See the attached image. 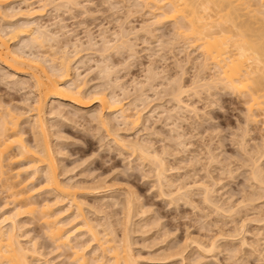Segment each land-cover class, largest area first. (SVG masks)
<instances>
[{"label": "rangeland", "instance_id": "374dc122", "mask_svg": "<svg viewBox=\"0 0 264 264\" xmlns=\"http://www.w3.org/2000/svg\"><path fill=\"white\" fill-rule=\"evenodd\" d=\"M65 1L27 0L28 4L16 1L12 7L16 10L26 9L31 4V7L39 9L45 5L46 10L44 12L42 10L44 15L36 18L37 23L57 32L60 46L70 43L68 46L72 58L79 50V59L73 63V66L79 70L77 72L74 70L73 76H77V73L81 72L82 81L84 79L88 81V87L91 91L104 89L106 93H109V96L115 93L123 99L125 107L130 108L128 112L133 110L132 114H135L139 108L138 112H141L142 115L139 124L135 125L131 121H124L117 112L115 113L117 119L113 120L114 123L112 122L111 128V126L103 127L94 119L93 114L95 113L96 116L97 112L101 110L99 103H95L89 108L90 111L86 112L87 114L85 111H76L74 106L70 107L66 102H62L65 107L59 106L61 104H58L59 101H55L56 104L53 102L54 105L52 104L56 109L50 107L55 111H61L57 110L59 107L63 112L62 115L49 116L50 124L54 126H51L53 129L50 128L52 130H50L52 132H50V137L52 143L55 144L54 151L59 166L58 172L63 181L75 185L79 183L80 187L79 189L76 188V194L83 200H81L83 211L87 215L88 221L96 222L94 224L98 226L102 235L110 227L111 231L116 229L117 232L114 231L113 233L116 238L125 235L123 233L126 232L123 231L126 228L128 230L126 234L130 233L129 240L131 243L129 244H131L132 253L139 262L137 264H264V179L263 181L260 180L263 182L261 184L259 177L256 180L254 174L257 163L262 166V168L260 166L262 173L260 175L264 178V108H262V112L255 106L252 116L257 115L256 119L255 121L251 119L249 122L247 116L251 113L248 108L252 101L247 102L249 101V97L245 93L247 88L241 87L238 90H231L224 89L222 85L218 84V86L213 87L200 86L196 89V91L198 90L197 93L199 92L197 94L193 88L194 82L202 75L207 79L210 78L216 69L211 64L212 66L210 65L206 71L199 73L200 51L191 43L193 42V40L191 41L192 38H189L188 35L185 37V34L182 37V29L181 32L178 30V22L174 19L163 18V20L161 19L163 24L159 19L160 24L151 26L150 24L154 23L153 19L155 18L150 8L148 9L147 6L145 8L137 7L133 4L134 0ZM129 7L131 8L129 9ZM1 9V12L8 15L12 12L10 10L5 12L3 7ZM131 9L132 11H130ZM128 14H130L129 17H127ZM6 18L9 19L8 16ZM6 18L2 20L0 17V27L9 26ZM146 23H149L150 27L149 25L145 26ZM141 27L143 29L149 27V30L148 28L141 30ZM123 30L132 32L130 34L131 41L134 40L135 43L134 41L132 43L137 46L134 45L136 48L135 56H131L132 52L129 48L117 49V46L116 49L111 48L113 51L109 49V52H104L103 55L102 51H105L101 50L104 45L103 37L105 36L111 43L115 44L117 42L116 36L121 35ZM76 41L80 44L78 50L72 45ZM92 41L96 43L94 46L91 45ZM166 42L168 43L165 44ZM36 51L37 53L39 51V53L54 55L49 44L44 49ZM105 62L112 68L108 75L101 70L102 66L107 65ZM46 65L48 66V63ZM1 68L3 71L0 69V98L4 99L5 102L9 101L7 103L11 104L10 107L13 110L15 107L16 112L25 111V115L23 114L21 117V122H23L21 127L30 130L32 123L30 122V114L32 112L26 114V110H29L28 105L33 101L34 86L31 82L26 83L23 90L24 85L14 84L13 78L7 76L9 75L8 70L3 66ZM153 70L157 74L156 76L152 73ZM149 71L152 72L149 73ZM150 75L151 78L153 76V79L150 78ZM180 77L183 84L181 81V83L179 82ZM118 82L123 87L117 85ZM172 82L174 87L171 85ZM180 84L189 89L183 95L185 102L195 107L194 110L187 108L190 112L186 107L185 109L182 108L184 111H180L183 113L179 112L181 117L176 112L171 111L170 115L168 113L177 105L171 95L175 91L173 88L177 89ZM171 91L173 92L171 93ZM90 97L92 98V95ZM89 98L87 100L91 101ZM141 98L146 101L143 102L144 99ZM259 99L263 101L264 97ZM27 100L30 103L26 102ZM22 102L24 103L22 104ZM64 109L66 112L63 111ZM105 115L109 116L110 114L105 112ZM63 116L65 117L63 118ZM115 132L116 134L120 132L119 135H123L122 137L128 142L142 143L144 141L143 143H145L149 141L152 145L151 149L154 147V150L165 158L167 167H169L167 175L169 180L173 182V186L171 184L168 187L166 183L163 184L165 186L158 183L154 162L149 159L145 160L146 158L143 160L140 154L139 157L133 150H127L129 148L126 149V146L121 145L122 143L119 144L115 141L117 138ZM26 134L24 137L27 139L29 137L28 140L32 141L31 134L29 132ZM178 135L181 136H179L180 140ZM14 162H8L9 165L7 161L5 163L9 166L8 169L10 170L11 167L15 173L18 168L22 169L25 165H29V161ZM26 166L23 168L24 170H26ZM25 172H22L18 180L28 177L30 179L29 175L31 174H28L30 171ZM40 176L39 180L33 181L34 184H29V188L40 187L41 182L44 181V176ZM199 181L203 184L200 185ZM1 184L3 183L0 181V206H3L4 203L6 205L8 200L6 206H11L8 204L12 200L10 192L4 191ZM191 184L193 187L190 186L191 188L188 189ZM94 185L96 187L103 185L102 188L100 187L102 191L99 190L101 193L98 191L99 188L94 191ZM160 186H162L161 189L164 187L163 192H161ZM205 186L210 187V189L208 188L210 191L213 189L211 192L212 199L217 204L205 203L206 200L203 198ZM175 191L180 192V194H176ZM129 192H132L131 195L135 194L132 196L129 194V197L127 196ZM167 193L170 194L167 195ZM33 196L34 199H32L37 200L36 202L40 205V202L45 203L49 199L52 204L50 212L59 210L61 207L64 210L70 205L68 200L58 202L56 205L57 203H54L56 202V194L47 193L40 189H37ZM128 197L133 205L131 204L132 207L129 211L131 219L129 221L128 218L125 221L129 209L127 206ZM216 206H219L220 209H217ZM72 207L75 208V206ZM74 208L63 211L61 215L59 214L58 220L64 222L70 220L71 222V216L73 219L76 213ZM229 210L231 212H228ZM36 214L35 216L26 214L23 217V229L25 230L22 229L21 231L23 243L28 241L27 245L30 244V246L32 243L33 245L36 243L40 249V255L37 254L32 258V260L35 259L32 264H45L47 260L52 261L50 262L52 264H77L78 262L72 261L75 257L72 249L65 247L61 248L60 251L59 249L56 250V245L52 243L48 234H45L46 228H44L45 225L43 227L44 223L41 221L42 215L40 217V214H37L38 216ZM70 214L71 216H69ZM63 221L62 223L66 224L64 227L66 231L71 227L74 229L76 224L80 228L81 233L78 229L79 232L75 231L76 233H74L77 236L73 237L75 238L73 244L76 241L75 245L78 242V245H81L82 242L83 246L86 243L88 247L89 243L94 241L86 229H83L84 225L82 226V224L84 223L80 218L73 219V222L68 224ZM122 223L129 227L124 226L123 228ZM82 230L87 233H83ZM78 237L79 239H77ZM243 238H246V241ZM212 241L216 242L217 247L213 251H207ZM243 242L245 243L243 244ZM91 243L85 251V254H88L86 256L87 263L85 260L86 264H92L90 263L91 258L102 254L101 249L97 248V241ZM200 245H203L205 249H202ZM235 249L236 252L233 253ZM97 250L99 252H96ZM176 253L177 255H175ZM173 254L174 256H172ZM106 256L108 259L109 253Z\"/></svg>", "mask_w": 264, "mask_h": 264}, {"label": "bare ground", "instance_id": "6f19581e", "mask_svg": "<svg viewBox=\"0 0 264 264\" xmlns=\"http://www.w3.org/2000/svg\"><path fill=\"white\" fill-rule=\"evenodd\" d=\"M16 1H21V2L28 4L27 0H0L1 19L5 20L6 16L9 17V19L6 18L7 19L6 22L8 23L9 26L8 27L6 26V28L2 26L0 27V69L3 71L1 66L6 68L9 73V75L6 74L7 76H9L8 78H11V79L13 78L12 80L14 84L19 83L21 85H24V87L21 86L22 89L26 87L25 85L26 83L29 84V82H31L33 84L32 86H34L33 92L35 95L33 96L32 94L33 96L32 103L28 101L30 100L28 98H27L28 100L26 101L30 103L28 105L29 110H26V114L29 112H32L30 114L31 115L30 122L32 123L30 124L29 122V124L31 125L30 130L23 128V126L21 127L23 123L21 122V117H23V114L25 111L21 112L19 109L21 113L16 112L15 111L16 108L14 107V110H13V108L10 107L11 104L7 103L9 101L5 102L3 101L4 99L2 100L0 98V181L3 183L1 184V186L4 188V191L7 190L10 192L9 194L12 199L8 203L9 205L11 204V206H6L9 200L6 202V205H4L5 204L4 203L3 206H0V212H2L0 214V264H32V261L35 260V259L32 260V258L35 257V255L40 253L39 247H37L36 246L37 244L34 242L35 240L33 241L35 245H33V243L31 242L32 246H30L29 244L30 242L28 243L29 245H27L28 241L26 243L24 242L25 243L24 244L21 238L23 237V234L21 233L23 229V222H22L23 217L26 214L28 215L32 214L35 216V213H37L38 215L40 214V217L42 215L41 217L42 219L39 217L38 218L41 219V221H43L44 223V224L42 223L43 227L45 225L44 228H46L45 229L46 232L45 231L44 232L45 234H48L52 243L56 245V250L59 249L60 251L61 248H65V247L66 249L67 247L72 249L73 253L75 254L74 255L75 257L72 256L74 258V260H72L73 262L76 261L75 263L78 262L80 264H84L86 260V263H87L88 260L86 259L87 258L86 256H88V254L86 255L85 251H87L86 249L90 247L89 245L92 244L91 242L97 241V244H98L97 248L101 249L100 251H102V254L100 253H99L100 255L97 254L98 257L95 256L97 257L96 259L95 257L94 258L92 257L93 259H95V261H93L94 264H137L138 260L136 259L135 255L132 253L133 251L131 248V244H129L131 243V241L129 240L130 233L126 234L128 230L125 228V231L123 232H126V233H123L125 235L120 237L121 239L117 236L120 240L116 238V236H113L114 231L115 233L117 232L116 229L113 230L114 227L112 228L113 231H111V227L110 229L108 228L110 232H108V230L105 228L107 231L105 230V233H103L102 235V232L98 230V226L94 224L96 222L93 223L91 221H88L86 217L87 215L84 214L83 202H82L83 200L80 197H78L76 194L77 193L76 190L79 189L80 187L78 185L79 183L77 185L71 184L66 181H63L60 178V173L58 172V169H59L58 161H57V158L55 156V151H54L55 144L52 143V140L50 137V132L52 131L51 129L53 128H51L52 125L50 124L49 116H52L54 114L62 115L63 112H61L62 111L61 108L59 109L58 107L57 109L61 111H55L54 109L56 108L53 107V105L56 104V102L58 101H59L58 104L61 103L59 106H64L62 105V102L64 103L66 102L68 103V106L70 107L74 106L76 111H82V112L85 111V113L86 112L88 113L90 111L89 108H91L95 103H99L101 106V110L99 111L97 110L98 112L96 116H95V113L93 114V116L95 117L93 118L97 120L99 124L102 125L103 127H110L112 125L113 120L117 119V115L115 114L117 112L120 115V117L124 119V121L126 122L131 121L133 124L137 125L139 124V121L142 117V115L140 114L141 112H138L139 108L138 109L136 108L137 112L135 114L134 113L132 114L133 110L128 112L130 108L125 107V104H124L125 102H123V99H121L115 93H112L111 96H109L108 95L109 93H106L104 89L91 91L90 88L88 87V81L85 79L82 81L81 72H78L77 76H73V73H74L73 71L76 70L77 72L79 70V69L77 70L73 66V63L77 59H79L78 49L80 47L79 46L80 44L77 41L72 43L73 47H75L76 50H78L76 51V54H74V58H72L73 56L70 55V51H69L70 47L68 46V44L70 43L66 44L65 46H60L59 45L60 41L58 39L59 38L58 33L52 31L51 28L39 25L37 23L36 18L44 15L43 12L44 10H46V8H44L45 5H43L39 9H36L34 7H31V4H29V7L26 9L21 8V9L16 10L15 8L12 7V4L15 3ZM71 1L73 0H66L65 2H71ZM133 4L137 7L139 6L140 8L141 7L145 8L146 6L148 9L150 8V11L152 12L155 18L153 19L154 23L150 24L151 26H153V24L157 25V23L160 24L159 19L163 20V18H166L168 20L174 19L175 21L178 22V23L176 22L177 25L179 26L177 27L179 31L182 29V34H181L182 37L185 34V37L189 36V38H192L191 41L193 40V42L191 43H193V46L199 49L200 51L199 65H198L199 73L200 71L201 73L206 71V69H208L211 64L214 65V68L216 69V71L214 72V74L211 75L210 78L207 79V77L202 75L203 77L200 76V78H198V80L194 82L195 85L193 88L195 91L200 86L213 87V86H216L217 84L222 85L224 89L228 88L231 90H238V89H241V87L242 88L245 87L247 88L246 89L247 92L245 93H247V96L249 97V98L247 97L249 100L247 102L252 101V103H249L250 106L248 105L249 106L248 110L251 113V115L247 116V118L249 122L251 121V119H253L252 121H255L256 119L255 117L257 115L252 116V113L254 112L253 108L256 106V108L260 109L261 111L263 110L262 108H264V105H262L264 104V99L263 101H261L262 99H259V98L264 97V0H134ZM2 7L3 9L5 8L4 9L5 12L6 11L8 12L9 10L12 11L11 14L8 15L7 13L1 12ZM131 7H129V9ZM165 7H169V8L165 9ZM130 11H132V9ZM133 12H134V8H133ZM129 15L130 14H128L127 17H129ZM162 20H161V23L163 22ZM148 25L149 23H146L145 26H148ZM149 27H147L148 30H149ZM147 28L144 27V29H147ZM142 29L143 28L141 27V30ZM183 29L185 30L184 32L186 33L183 32ZM129 30H123V32L120 31L121 35L116 34L117 32L119 33V31L115 33L117 35L116 36L117 38H115L117 39L116 43L120 42L118 45H116V43L115 44L111 43V41L108 40V38L104 36L103 37L104 45L102 47L103 49H101V50H105V51H102L103 55H104V52L105 53L109 52V49L111 48L116 49V46H117V49L118 48L119 49L129 48V50H131L132 52L131 56H135L136 54L135 52L136 48H134L135 41L132 40L134 41V43H132L131 38H130V34H132V32ZM136 32L138 31L136 30ZM167 43L168 42H166L165 44ZM13 44L15 45L13 46ZM48 44H49V48L53 51L54 55H50V53L48 55L47 53L45 54L41 52L39 53V51L37 53L36 50L44 49L46 45ZM95 44L96 43L92 41L91 45L94 46ZM45 62L48 63V66L46 65ZM108 65L109 64L102 66L101 68V70H103V72L107 75L110 74L111 73L110 71L112 70V68ZM150 72L152 71H149V73ZM154 72L155 71L153 70L152 73ZM156 75L157 74H155L154 76ZM150 78H151V75H150ZM151 79H153V76ZM178 79L179 78L177 77V80ZM181 79L182 78L180 77L179 82L181 81ZM173 82L171 83V85L173 84ZM119 83L120 82H118L117 85H120ZM182 84H180L177 89L173 88L175 89L174 92L171 91V93L173 92V95L171 96L174 98L177 105L175 104L176 105L174 108L175 111L174 109L173 110L170 109V112H168L169 115L171 111L176 112V113H179V112L183 113L184 111L183 109H185V107L186 109L187 108L188 109L192 108V110L195 109V107H193L192 104L185 102L183 95L184 93L188 92L189 89H186L188 87L183 86ZM27 88L29 89V87ZM30 88H31V85H30ZM137 90L139 89L137 88ZM245 93L243 94L245 95ZM90 95H92V98L90 97ZM88 98L91 101L87 100ZM141 99L143 100L144 98H141ZM144 101L146 100L144 99L143 102ZM53 102L55 103L53 104ZM23 103L24 102H22V104ZM50 107H53L54 109L53 108L50 109ZM180 110H183V111H180ZM63 111H65V109ZM105 112H108L110 115L106 116ZM175 116L177 115L175 114ZM64 117L65 116H63V118ZM179 117H181V114L179 115ZM27 132L31 134L32 141L28 140L29 137L28 139L24 137V135ZM119 133L116 134L115 132V137H117L115 141H117L119 144L122 143L121 145L126 146V149L129 148L127 150H133V152L136 155L138 154L139 156L140 154L143 160L144 158H146L145 160L149 159L152 162H154V164L156 165V171H155L156 177L158 178L157 180L159 181L157 182L160 183L161 185L166 183V185L168 184L167 186L169 187V185H171L173 182L169 180L168 178L167 173H168L169 167H167L168 164L165 162L164 160L165 158H163L162 155L159 154V152L155 151L154 147H152L153 149H151L152 145H150L151 143H149V141L148 142L146 141L145 143H143L144 141L143 142L141 141L142 143L128 142V140L124 139L122 137L123 135L121 136L119 135ZM178 134H181V133L178 132ZM179 136L180 135H178V138ZM119 144L117 145L119 146ZM122 148L124 149L123 146ZM259 148H262V147H259ZM263 152H264V149H263ZM262 157H263V154H262ZM6 161L8 165H9L8 162L10 161L11 162L17 161L18 163L19 161H25V162L29 161V165L28 166L25 165L27 167L26 170L23 169L25 167L24 166L22 168L23 170L21 168L20 169L18 168L17 172L15 173L13 172L14 170H12L11 167H10V170L8 169L9 166L6 165L5 163ZM17 162H14V163H17ZM253 162L255 163L256 160ZM256 164H255L256 167L254 170V174L256 177L255 179L256 180L259 179V181L260 180L263 181L264 178L263 176H261L262 173L260 170L262 166L260 165L261 166L260 168L259 164L257 165ZM10 165H12V163H10ZM11 170H12V173H11ZM21 171L22 172L26 171L25 173H27V171H30L28 172V174H31L29 175L30 179L28 177L26 179L24 178L23 180L22 179L18 180L19 179L18 177L22 175ZM40 175L44 176V181L41 182L40 187L38 186V188L37 187L29 188L31 183L34 184L35 179L39 180V178L41 177ZM258 175H260L262 179H260L261 177ZM263 182L260 181L261 184H263ZM202 184L200 182V185ZM102 186H99V187L95 186V188L93 189L95 191V189L99 188L98 189L99 191L101 190L100 187L102 188ZM190 186L193 187L191 184L189 185L188 189L191 188ZM207 186H205L204 188L205 195L203 198L206 200L205 203L208 202V204L210 203V205L211 204L214 205L216 202H214V200L212 199V193H211L213 189L210 191L209 190L210 187H207ZM161 187L162 186H160V189ZM183 188L187 189L186 187H183ZM37 189H40L41 191H45L47 193L48 192L55 193L57 196L56 202L54 201L53 202L55 204L57 203L56 205H58V202L61 203L64 200L65 201L68 200L70 205L68 208L65 206L68 210L66 208H64L63 210V208L61 207L62 208L61 209L59 208L60 207L59 206L58 207L59 210L56 209V211L52 210V212H50L51 211L50 209H52L51 207L52 204L49 202L50 201L49 199L45 203L39 201L41 205L38 204V202H36L37 200L36 201L33 200L34 199L33 195ZM162 190H164V187L163 189H161V192H163ZM171 191L173 192V190ZM131 193L129 192L127 196H129V194L131 195ZM170 193H167V195ZM178 193L180 194V192H177L176 194ZM174 194H172L173 197H174ZM129 197H128L129 200L127 199L128 203L126 201L127 206H129V209L128 211L126 210L128 213L126 214L127 218H125V221H127L126 219L128 218H129V221L131 219V216H130L131 214L129 215V211L133 205L132 204L133 202L130 200ZM72 206H75V208ZM71 207L74 208L75 209L74 212H76L75 214L73 212L74 214L73 219L80 218L82 220V223H84L82 224V226L84 225L83 229L84 230L86 229V231L91 236L92 240H94V241H91V238H89L90 239L89 241L91 242L90 243L88 242L89 243L88 247L86 246V243L83 246L82 242H81L82 246L78 245L79 242L77 245H75L76 241L73 244V239H75L73 237L77 236V234L74 235V233H76L75 231H78L80 229L77 227L78 226L77 224H76L77 228L73 225L75 227L74 229L71 227L69 230L66 231V228H64L66 224L62 223L63 220L61 221L58 220L59 214L61 215L63 211L64 212L69 211V209H72ZM216 207L217 209H220L219 206H216ZM231 210H229L228 212H231ZM69 216H71V214ZM73 219L71 216V220H72L71 222H73ZM68 221L69 222H64V221L63 222L67 224L71 223L70 220ZM99 226L101 225L99 224ZM124 226L127 227L128 225L126 226L123 224V228ZM24 230L25 229H23V231ZM84 230H82L83 233L85 232ZM79 233H81V231ZM77 239H79V237ZM244 243L245 242H243V244ZM200 247L202 249H205L203 245H200ZM216 247H217L216 242L212 241L209 250H207V248L206 250L213 251L216 249ZM98 250L96 252H99ZM96 252L94 251V253ZM107 252L109 253L108 259H107L108 256H106V254H108ZM235 252H236V249L233 253ZM175 255H177V253ZM172 256H174V254ZM92 258H91L90 263L93 264ZM50 262L52 261L47 260L45 264L46 263L52 264Z\"/></svg>", "mask_w": 264, "mask_h": 264}]
</instances>
